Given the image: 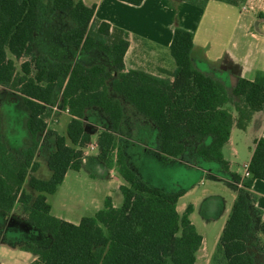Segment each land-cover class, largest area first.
<instances>
[{
	"label": "trees",
	"instance_id": "obj_1",
	"mask_svg": "<svg viewBox=\"0 0 264 264\" xmlns=\"http://www.w3.org/2000/svg\"><path fill=\"white\" fill-rule=\"evenodd\" d=\"M123 1L140 5L144 0ZM185 1L200 7L209 2ZM57 14L71 24L61 23L66 26L61 33L64 44L102 52L112 67L37 54L35 38ZM193 38L192 31L175 29L170 50L177 67L168 76L142 69L125 71L127 35L98 21L95 5L83 0H0V86L22 97L29 110L30 134V143L16 154L0 119V210L9 213L18 203L25 206L35 227L52 237L30 264H197L203 236L190 218L193 206L180 214L177 204L183 193L146 182L126 155V140L119 137L125 132L123 98L158 127L163 161L198 155L229 171L223 147L235 116L226 105L234 104L238 125L245 128L256 112L264 110V73L253 80L239 78L230 91L195 65ZM59 91L72 117L66 134L56 136V149L48 157L52 175L43 179L33 174L40 166L36 156L42 134L52 132L47 118ZM94 106L111 122L99 135V157L108 165L116 164L124 178L126 183L120 186L124 202L116 207L108 197L102 209L74 223L52 214L48 196L58 191L69 170L82 167L84 148L91 142L85 113ZM249 170L250 176L233 174L243 186L210 264H264V219L252 191L255 179L264 180V138L256 141Z\"/></svg>",
	"mask_w": 264,
	"mask_h": 264
},
{
	"label": "crops",
	"instance_id": "obj_2",
	"mask_svg": "<svg viewBox=\"0 0 264 264\" xmlns=\"http://www.w3.org/2000/svg\"><path fill=\"white\" fill-rule=\"evenodd\" d=\"M83 1L88 6L95 5V18L98 21H106L113 27L125 31L129 40V47L124 57L125 71L142 69L158 76L170 75L177 67L170 46L175 29L182 27L194 34L192 57L195 65L221 80L230 91L235 87L239 78L253 80L259 73H264V0H239L238 3L209 0L205 7L185 0H144L140 5L123 0ZM65 29L66 26H63L61 33ZM66 46L70 58L62 61L80 60L86 65L99 63L112 67L102 52H87L81 48ZM112 71L115 76L118 75L117 70ZM17 95L19 94L17 93ZM121 100L126 117L123 123L125 132L119 136L126 139V155L140 176L150 185L167 192L183 193L179 198L177 210L183 214L188 205H192L193 210L190 218L203 236L202 246L197 253V264H210L217 249L214 250L215 252L209 251V229L217 228L215 236L217 248L234 201L243 186L233 174L236 173L244 177V165L250 162L256 141L264 138V110L256 112L245 128L238 125L237 113L233 112L235 123L230 138L223 147L224 158L229 163V171H225L221 165L208 162L198 155L192 159L181 157L168 162L163 161L159 150L160 132L158 127L151 119L138 112L131 103L123 98ZM85 114V128L91 135V142L84 148L85 153L80 170L86 167L89 175L97 182L99 179L102 180L101 183L104 187L102 200L93 201L97 211L105 206L108 197H111L114 206L119 207L116 197L119 198L120 186L126 182L115 166L116 164L108 165L99 157L98 147L100 133L107 129L111 122L99 107L87 108ZM68 116L65 123L57 124L63 128L65 126L66 131L72 117ZM28 117L29 114L26 116V124ZM236 128L245 132V135H235ZM252 133L255 134V138ZM54 135V133L47 135V132L42 134L36 156L39 163L38 157L44 156L48 163L50 153L55 151L56 135ZM248 135L253 138V145L249 148L250 152L247 155L249 157L242 164L238 159L242 158L244 151L242 148L243 139L250 140L247 138ZM10 148L16 154L21 152V150L17 152V149L12 146ZM114 153L116 157V151ZM134 158H138V162L142 159L143 163L144 161L151 162L153 159V164L163 166L165 170L162 171H166L163 180H159L160 182L149 180L143 174L141 167L136 165ZM39 169L33 174L38 176ZM68 173L69 171L56 193L60 191ZM51 175L52 170L48 178ZM204 178L207 180L204 181ZM200 181L207 186L202 189L199 196L186 202L185 198L198 195L197 189L201 184ZM101 183H97L96 187ZM252 191L257 196L256 204L262 210L264 219V180L255 179ZM1 212L0 216H4L7 223H17V234L13 238L1 240L0 257L3 259L0 264H5V261L10 264H30L36 259L39 249L51 244L52 237H48L50 234L48 235L35 227L29 219L30 210L19 203L11 212L7 213L3 210ZM52 214L74 223L80 222L84 217L76 218L71 211L55 212L53 203ZM197 216H199V222L195 220ZM24 229L29 230L30 233L23 235Z\"/></svg>",
	"mask_w": 264,
	"mask_h": 264
},
{
	"label": "rangeland",
	"instance_id": "obj_3",
	"mask_svg": "<svg viewBox=\"0 0 264 264\" xmlns=\"http://www.w3.org/2000/svg\"><path fill=\"white\" fill-rule=\"evenodd\" d=\"M61 23L71 25L69 18L59 16L57 14L49 26H47L45 31L43 33L37 34L34 42L35 52L49 55L50 57L57 60H67L70 58V53L66 48L67 46L62 40L61 30L64 25ZM20 63L21 61L17 62L18 67H20ZM61 98L62 93L59 91L56 101L53 104L54 106L52 105L51 107V115L49 116L51 121L50 125H52L49 129L52 131L51 133H54L56 136L66 132L65 126L63 128L57 124L60 122L65 123L67 117H69L68 115H71L70 112L66 111L67 107L63 104ZM226 107L232 112L237 113L233 103H228ZM28 114L29 110L22 97L17 95V93L12 89L0 86V119L2 122L3 134L8 144L14 149H17V152H20V150L22 151V149L27 146L30 141V134L26 124V116ZM237 134L245 135V132L236 128L235 135ZM252 136L255 138L254 133H252ZM247 138H250V140L243 139V143L241 142L244 151L242 153V158L238 160L242 164L244 160L249 157H247L250 152L249 148L253 145V138L249 135ZM123 139L126 140L125 138ZM248 141L249 144H247ZM38 158L40 159L41 165L37 175L42 178H48L51 174L48 163L44 156H40ZM134 161L136 162L137 166L141 167L143 174L147 176L149 180H153V182L163 180V176L166 174V171L162 170H165V168H163V166L160 164H153V159H151V162L144 161V163L142 159L138 162V158H134ZM203 180L206 181L207 179L204 178ZM98 181L99 182L89 175L86 167L78 171L69 170L66 181L64 182L63 186L60 187V191L56 194L48 196L49 201L55 205V212L64 213V211H71V213H73L72 215H75L76 218L79 216L93 215L97 211V207L93 201L98 199L101 201L103 195L104 187L101 183L102 180L99 179ZM97 183H101V185L96 187ZM205 186H207V184L204 185L201 182L197 189L198 195H192L191 197L185 198L184 200L188 202L189 200L195 199L201 194V191L205 188ZM119 195V198L116 197V201L118 202L119 206H121L124 202V195L122 192H120ZM0 213H2L1 210ZM195 220L199 222V216H197ZM198 224L201 227L200 223ZM28 233L30 232L27 229H24L22 232L23 235ZM216 233L217 228L211 227L209 229L208 245L209 251L212 252L217 249L215 237ZM16 234L17 223H7L4 219V216H0V243L1 240L13 238ZM48 237L51 236L49 235ZM2 259L3 258L0 257V261ZM5 264H10V262L5 261Z\"/></svg>",
	"mask_w": 264,
	"mask_h": 264
},
{
	"label": "built area",
	"instance_id": "obj_4",
	"mask_svg": "<svg viewBox=\"0 0 264 264\" xmlns=\"http://www.w3.org/2000/svg\"><path fill=\"white\" fill-rule=\"evenodd\" d=\"M66 111H67V112H70L69 107L66 108ZM47 123H48V126H50L51 121H50V118H49V117L47 118ZM249 164H250V162L245 163V165H244V167H245V174H244V177H246V176H250V175H251V172H250V170H249Z\"/></svg>",
	"mask_w": 264,
	"mask_h": 264
}]
</instances>
